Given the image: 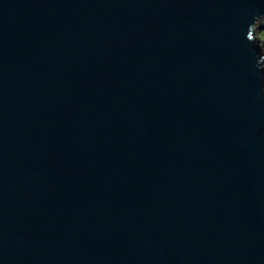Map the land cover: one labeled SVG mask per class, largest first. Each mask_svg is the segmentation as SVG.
Instances as JSON below:
<instances>
[{
	"label": "water",
	"instance_id": "1",
	"mask_svg": "<svg viewBox=\"0 0 264 264\" xmlns=\"http://www.w3.org/2000/svg\"><path fill=\"white\" fill-rule=\"evenodd\" d=\"M264 0H0V264H264Z\"/></svg>",
	"mask_w": 264,
	"mask_h": 264
},
{
	"label": "rangeland",
	"instance_id": "2",
	"mask_svg": "<svg viewBox=\"0 0 264 264\" xmlns=\"http://www.w3.org/2000/svg\"><path fill=\"white\" fill-rule=\"evenodd\" d=\"M258 34L261 37V39L264 41V27L260 31H258Z\"/></svg>",
	"mask_w": 264,
	"mask_h": 264
}]
</instances>
